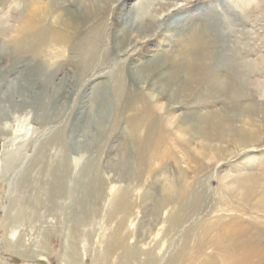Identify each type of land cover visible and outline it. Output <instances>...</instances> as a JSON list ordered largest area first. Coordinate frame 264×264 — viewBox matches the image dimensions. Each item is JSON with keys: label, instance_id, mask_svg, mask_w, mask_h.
Segmentation results:
<instances>
[{"label": "bare ground", "instance_id": "bare-ground-1", "mask_svg": "<svg viewBox=\"0 0 264 264\" xmlns=\"http://www.w3.org/2000/svg\"><path fill=\"white\" fill-rule=\"evenodd\" d=\"M94 2V0H76L74 4L69 5L70 2L67 4L65 0H33L28 7V13L22 17V21L19 19V26L16 25L17 27L12 29V34L8 36L9 40L3 43L4 48L16 49L24 55L23 57L27 55L23 61L28 62L25 68L19 70L15 81L9 85L8 91L3 92V96L10 99L15 96L21 97L22 103L19 105L22 106L31 100L29 92L35 93L36 83H43V91L48 94L51 82L57 76L61 74L63 77L67 76L66 65L73 61L71 60L73 57L77 59L78 64L86 66V76L94 69L92 66L98 64L102 57L104 61H107L121 56L116 69L109 74V77L114 78L113 87L108 86L106 82H97L89 93V102L84 103L83 100V108L75 117L69 131L68 138L76 152L74 163L81 165L82 176H91L92 179L95 175L92 158L84 152L90 149L92 144L97 143L96 140L90 141V133L99 128V135L102 138L110 122L122 123L124 134L122 144L125 150L129 145L134 146L139 166L138 180L143 171H146L148 175L153 174L169 163L175 165L178 173L182 174V179H175V181L168 179L164 184L162 200L158 203L159 209L156 211L160 214L161 206L166 204V217L162 229L164 237H168L173 231L181 228L207 199L205 194H197L199 188H197V183H194V179L200 183L198 176L208 169L207 163L213 164L218 182L219 207L206 222L201 220L197 223V231L201 225L202 227L197 233L193 248L181 258L184 245L180 254H176L178 259H173V264L180 259L183 260V264H264V168L258 163L260 158L256 154L258 151L256 149L258 138L256 137L259 136L255 131L239 130L233 124L222 120V110L219 108L206 110L188 108L187 111H180L182 101L191 96L202 82H204V92L207 95L232 91L235 95V102L240 103L246 93L242 84L249 76L244 75L249 74L247 68L252 61L242 58L239 60L240 63L236 64L227 53L220 52L214 53L211 62L208 63L206 61L208 52L203 51L204 54L201 55L197 54V50L201 51L205 48L207 41L204 35L214 33V29L210 25L194 24L187 31L182 32V22L186 15L173 18L162 33L160 32L161 24L159 25L160 31L151 26L145 28L143 24H135L137 16L147 14L151 0H141L136 9L131 10L126 8L128 0L119 2L117 11L113 12L115 19L109 33V48L105 50L103 49L104 31L109 26V18L101 12L104 13L106 7L114 3L111 0H96L98 4ZM255 2L257 0H243V3H246L245 6H250ZM57 7H59L58 10ZM134 11H136V17L133 20ZM180 35L184 36L183 40H179ZM174 39L176 42H173ZM172 43L170 47H174L172 51L170 48H165ZM140 44L145 48L141 52H136L135 46ZM159 50L163 53H159ZM254 65L258 67V63ZM56 88L55 96H49L48 102H42L41 107L47 113L63 91L62 87ZM110 89L115 94L114 100L109 92ZM124 94L126 98L122 97ZM36 97L35 102H37ZM115 106L118 113L113 116L110 110ZM6 109L4 107L3 111ZM7 130L8 122H1L0 136L5 140L2 154L3 175L16 167L15 162L20 159V155L25 150L28 136V133L25 134L18 143L16 140L8 141L5 136L10 131ZM78 132L80 133L76 137ZM77 138H81L82 141H77ZM230 143L237 146L238 151L237 148L236 150L230 149L228 147ZM71 156H68L64 148L59 150L58 160L52 170L53 180L51 179L52 182H50L52 184L48 187L52 211L58 209L57 206H59L56 204L60 197H58V191L62 189V194L68 191L67 184L69 183H66L64 176L69 174ZM157 164L160 167H157ZM115 170L119 171L120 168L115 167ZM76 180L78 185L85 189L88 188L90 195L92 190L93 193L96 190L94 182L86 181V183L84 178ZM101 186L98 187L100 191ZM132 192L131 185L122 186L113 192L108 216L117 218L118 222L110 234L106 236L103 234L104 247L98 258V264H107L112 255H117L119 262L114 263L113 258H110V263L132 264L139 253L146 252V248L141 250L127 246L124 235L134 207ZM191 196H194L193 201H190ZM79 198L77 203L84 207H82L83 210L80 209L81 207L78 208L84 212L83 214L89 213L86 202H82L83 199ZM22 199L21 201L25 203L24 198ZM23 203L18 207L17 216L23 213ZM76 204L72 205L75 207ZM71 208L67 209V221H65L67 233L65 232L64 254L61 255L63 264H76L78 260V246L74 235H78V225L82 222L81 216L77 215V212L81 213V211H70ZM83 216L86 217L87 214ZM53 221L54 219L49 225V230L41 228L42 234L37 239L39 244H36L35 254H42L49 250L48 236L56 234L58 223V221L54 223ZM16 227L14 225L11 230H8L5 226L6 242L9 247L14 241L18 243L20 239L19 236L14 239L17 233ZM156 238L157 236L154 240ZM155 246H157L156 243ZM154 252L153 250L151 256ZM158 261L152 260L147 264H157ZM142 263L143 261H140L137 264Z\"/></svg>", "mask_w": 264, "mask_h": 264}, {"label": "rangeland", "instance_id": "rangeland-1", "mask_svg": "<svg viewBox=\"0 0 264 264\" xmlns=\"http://www.w3.org/2000/svg\"><path fill=\"white\" fill-rule=\"evenodd\" d=\"M65 1L67 4L70 2V5L71 3L74 4L76 0ZM94 1L95 4H98L96 0ZM111 1H113L114 5L107 6L105 12H101L102 15L105 14V17L109 18V26L104 31L103 49L105 50L109 48V33L111 24H113L115 19L113 12L117 11L122 0ZM140 2L141 0H128L126 8L128 10L136 9ZM32 3L33 0H0V119L2 123L8 122L7 131H10V133L5 136L6 140H16L18 143L28 133L25 150L20 155V159L15 162L16 167L14 170L7 174L5 173L6 175H3L2 171V154L5 140L0 136V264H63L61 255L64 254L65 234L67 233L65 221H67V209L71 207L72 210L70 209V211H81V213L77 212V215L81 216L82 219L79 224L81 226L78 225V235H74V240H76V245L78 246L76 264H98V258L101 256L104 247V236L110 234L118 222L117 218L108 216L110 200L116 189L127 185L133 187L132 198L134 199V207L129 216L126 230H124L127 246L130 245L141 250L146 248V252L139 253L140 255L138 254L137 259L134 260V263L132 261V264H135V262L137 264L140 261H143L142 264H145L144 262L147 264L152 260L158 261L159 258L157 264H173V259L180 254L184 245L185 248L181 253V258L193 248L197 233L202 227L201 225L197 231V223L201 220L206 222L219 207L215 166L207 163L208 169L198 176L201 182L199 183L197 179H194V183H197V188H199L197 194H205L207 199L196 210V213H193L194 215L185 222L186 224L184 223L181 228L173 231L168 237H164V230L162 229L166 217V204L161 206V215L157 214L156 211L159 209L158 203L162 200L164 184L168 179H173V181L182 179V174L178 173L172 163L162 167L157 164V167H160L158 172L148 175L146 171H143L140 180H138L139 166L134 153V146L129 145V149L125 150L122 144V135H124L122 123L110 122L108 130L103 134L102 138L99 135V128L90 133V141L96 140L95 142L97 143L92 144L91 148L84 152L86 155L88 154L89 158H92L95 175L94 177L92 176V179L90 178L91 176H88L89 178L86 175L82 176L81 165L74 163L76 152L68 138L69 131L73 126L75 117L83 108V100L84 103L89 102V93L95 84L97 82H106L108 86L113 87L114 78L109 77V74L116 69L117 62L121 59V56L113 57L107 61H104L102 57L98 64L92 66L94 69L86 76V66L78 64L77 59H73V57L71 59L73 61L66 65L68 75L64 77L63 74L57 76L51 82L48 94L43 91V83H36L34 86L35 93L29 92L31 99L29 103L26 102V104L21 106L19 105V103H22L21 97L15 96L13 99L4 97L3 92L8 91L9 85L13 84L17 74L22 68L27 66L28 62L26 60L23 61V58H26L27 55L23 57L24 55L16 49L9 50V47L4 48L3 43L9 40L15 26H19L22 17L28 13V7ZM245 5L246 3H243V0H151L147 14L137 16L135 24L138 25L140 23L143 26L145 25V28L151 26V28L156 29H159L161 24V31L160 29L159 31L162 33L173 18L186 15L185 20L182 22V32L187 31L194 24L210 25L214 29V33L211 32L204 35V39L207 41L205 48L201 51L199 49L197 50L198 52L196 51L197 54L201 55L204 54L203 51H207L206 61L208 63L211 62L210 60L214 53L218 54L220 52L227 53L229 58L231 57L236 64L240 63L239 60H242V58L252 61V64L247 68L249 74L244 75L246 77L247 75L249 76L242 84V88L246 93L240 103L235 102V95L232 91L224 94L207 95L204 92V82H202L191 96L184 99L185 101H182V104L180 102V111H187L188 108L198 110L219 108L222 110V120L233 124L239 130L248 129L255 131L259 136L256 137V139L258 138L256 143L258 151L256 154L260 158L258 163L264 168V0H257L250 6ZM58 9L59 7H57ZM134 17H136V11L132 14V19ZM178 38L183 40L184 36L180 35ZM173 42H176V39ZM172 45L173 43L165 48H170ZM135 47L137 49L136 52H141L145 48L141 44ZM172 48H170L171 51ZM129 51L131 52L130 49ZM159 53H163L162 50H159ZM254 62L258 63L257 68ZM234 70L236 71V68ZM58 86L62 87L63 91L57 100L58 103L56 102L49 113H47L41 106L45 101L48 102V98L52 95L53 97L55 96L57 91L55 87ZM110 90L109 92L114 100L116 98L115 94L114 92L112 93V89ZM35 97L37 102L34 101ZM122 97L126 98V94ZM4 107L7 109L3 111ZM113 108H111L110 114L115 116L118 111L115 109L116 106ZM79 133L76 137H78ZM77 141H82V139L77 138ZM228 147L235 150L237 148L238 151V147L232 143ZM61 148L68 152V156L72 155V158L68 167L69 174H65L68 177L64 176L67 180L66 183H69L67 184L68 191H65L66 194H62V189L58 191V197H60H57L59 202L56 204L59 206L54 212L49 203L48 187L52 184L50 183L53 180L52 170L58 160V153ZM115 167L120 168V170L116 171ZM226 172L229 173L230 171L226 170ZM80 178H84V182L89 181L94 182V185L96 184L94 187L96 189H94L95 194L92 190L90 195L88 188L85 189V187L78 185L76 179ZM22 181L24 182L21 183ZM99 186H101V191L98 190ZM78 193H81L80 196ZM79 197L83 199L82 202H86L89 212L86 213L87 216L82 211L84 206L81 207L77 203L79 202ZM84 197L87 198V201ZM22 198H24L25 203L21 201ZM193 200L194 196H191L190 201ZM22 203L23 213L17 216L18 207ZM73 203H77L75 205L77 210L72 205ZM78 207H81L80 209L82 210ZM48 213L51 214L48 215ZM52 213H55V218H53L54 215ZM20 217L21 219H19ZM52 219H54L53 223L56 221L58 223L56 234L48 236V241L50 242L49 250L42 254H35L36 244H39L37 239L41 236L42 230H49ZM21 220L22 222H19ZM14 225L17 226V233L14 239L18 236L20 239L18 243L14 241L15 244L12 243L11 247H9L6 242L7 230H5V226L8 230H11ZM103 234L105 235L103 236ZM155 236L157 238L154 240ZM150 241L152 242L150 243ZM155 243L157 246H155ZM153 250L155 252L151 256ZM142 254L143 256L141 257ZM110 258H113L114 263L119 262L117 255H112ZM110 258L108 259L109 264L112 263H110ZM138 259H140L139 262ZM182 261L180 259L174 264H183Z\"/></svg>", "mask_w": 264, "mask_h": 264}]
</instances>
